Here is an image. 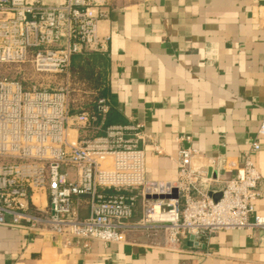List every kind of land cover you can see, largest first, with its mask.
Listing matches in <instances>:
<instances>
[{"label":"built area","instance_id":"built-area-1","mask_svg":"<svg viewBox=\"0 0 264 264\" xmlns=\"http://www.w3.org/2000/svg\"><path fill=\"white\" fill-rule=\"evenodd\" d=\"M109 7L110 0H0V65L30 63L39 76L64 79L54 89L0 79V226L51 232L85 250L93 242L124 243L133 232L175 250L191 238L199 244L202 233L264 230L254 206L262 176L253 159L264 120L249 153L204 158L207 165L196 168L201 154L181 150L177 178L165 183L149 179L144 125H105L111 105L104 97L95 101L98 113L75 111L73 59L108 54L101 24L110 19ZM211 184L221 189L210 192ZM175 191L178 197L168 198ZM139 199L142 216L133 221ZM76 200L86 202V217Z\"/></svg>","mask_w":264,"mask_h":264},{"label":"crops","instance_id":"crops-1","mask_svg":"<svg viewBox=\"0 0 264 264\" xmlns=\"http://www.w3.org/2000/svg\"><path fill=\"white\" fill-rule=\"evenodd\" d=\"M109 8L101 24L109 52L87 61L106 85L108 125H144L149 179L175 181L181 150L201 154L196 168L207 165L204 158L249 153L264 120V0H110ZM253 159L262 176L254 206L264 216V139ZM37 202L47 205L43 197ZM75 206L81 217L89 214L84 200ZM189 243L170 250L133 232L124 243L85 250L51 232L0 226V264H264V230L220 231Z\"/></svg>","mask_w":264,"mask_h":264},{"label":"rangeland","instance_id":"rangeland-1","mask_svg":"<svg viewBox=\"0 0 264 264\" xmlns=\"http://www.w3.org/2000/svg\"><path fill=\"white\" fill-rule=\"evenodd\" d=\"M9 78L13 80L21 81L27 88H32L34 85H47L49 88H57L64 82L62 77H57L52 75H43L39 76L33 70V67L30 63L23 65H8L2 66L0 65V79ZM73 83V108H81L87 102L94 101L98 93H84V90L88 92L89 86L79 82L78 80H74Z\"/></svg>","mask_w":264,"mask_h":264},{"label":"trees","instance_id":"trees-1","mask_svg":"<svg viewBox=\"0 0 264 264\" xmlns=\"http://www.w3.org/2000/svg\"><path fill=\"white\" fill-rule=\"evenodd\" d=\"M94 54L95 53H91L86 55L85 57L76 56L73 59L71 72L73 76L76 78V80L85 83L87 86L94 89L96 93H98L95 100L92 103H90L88 106L86 105L87 110L98 113L97 104L95 103V101L98 98H102V97L105 98L106 85L105 82L101 79V73L94 72V70H92V68L89 66V62L87 61V59L88 60L91 59L94 56ZM108 114L104 119L105 125H108ZM99 120H102L101 116H99Z\"/></svg>","mask_w":264,"mask_h":264},{"label":"water","instance_id":"water-1","mask_svg":"<svg viewBox=\"0 0 264 264\" xmlns=\"http://www.w3.org/2000/svg\"><path fill=\"white\" fill-rule=\"evenodd\" d=\"M164 197L165 196H161V198H164ZM177 197H178V194L176 191L174 192V194L172 196H168V198H177ZM220 197H221V193L213 195V198L215 200H218ZM202 235H205V233H202ZM193 240H194V238H191L190 243H189L190 245H193Z\"/></svg>","mask_w":264,"mask_h":264}]
</instances>
